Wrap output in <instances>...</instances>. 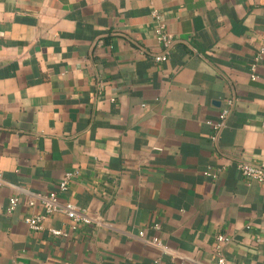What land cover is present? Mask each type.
Listing matches in <instances>:
<instances>
[{"label": "crops", "instance_id": "0c3cea01", "mask_svg": "<svg viewBox=\"0 0 264 264\" xmlns=\"http://www.w3.org/2000/svg\"><path fill=\"white\" fill-rule=\"evenodd\" d=\"M154 5L176 36L163 62L150 0H0V264H219V233L225 264H264V182L237 168L264 162V0ZM72 170L61 200L103 222L32 229L28 201Z\"/></svg>", "mask_w": 264, "mask_h": 264}, {"label": "built area", "instance_id": "2783aa9c", "mask_svg": "<svg viewBox=\"0 0 264 264\" xmlns=\"http://www.w3.org/2000/svg\"><path fill=\"white\" fill-rule=\"evenodd\" d=\"M152 4V10L151 14L152 17L156 23L155 25V34L156 38L159 43L163 45V51L161 53H157L154 55V60L156 62H163L168 60L170 49L172 48L173 44L176 41V36L168 31L167 25L164 20V16L162 12L154 5L155 0H150ZM264 59V38L263 43L259 47L258 51L255 54L254 61L251 64V70H252V79H256L257 75L255 74V71L258 67L259 62ZM102 83L100 82L97 85V94H101L102 89ZM235 106V98H229L226 102V105L220 110L218 120L208 121V123L213 128L212 132V141L217 144L219 141L220 133L222 130L227 126L228 119L234 109ZM0 141H1V133H0ZM237 168L241 172V174L245 178H252L256 179L258 181L264 182V162L255 164L251 162H247L244 160H238L237 161ZM221 171V168H207L204 170L203 174L206 177H209L211 179H216L219 176V173ZM76 170L68 171L66 172L63 179L59 182L58 185V191H51L49 194H38L37 197H32L28 204L29 206H34L37 203V198L41 201L42 205L44 206L45 212L42 214L36 213L32 215H28L25 217V222L35 230H42L44 228V220L51 215L54 214H64L69 220H70V229L77 230L80 224H92L97 223L101 224L103 221L99 217H93L86 213V211L81 208L76 203L65 200L62 201L60 198L61 193H66L69 188V182L77 175ZM3 183V177H2V170L0 168V185ZM11 209H13L17 204V198L12 197L11 198ZM154 229H160V223H154L152 226ZM50 233L56 236H67L68 231L63 229H57V228H49ZM140 235L144 236L145 231L141 230ZM231 241V237L224 233H219L216 237L215 242V252L218 256V263L219 264H225L226 258L224 256V246L228 244ZM153 242L163 251L167 252L174 258H179L184 260L186 256L179 252L178 250L172 249L168 247L167 245L163 244V242L158 238L155 237L153 239ZM151 264H164L163 259H156Z\"/></svg>", "mask_w": 264, "mask_h": 264}]
</instances>
